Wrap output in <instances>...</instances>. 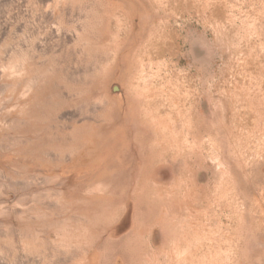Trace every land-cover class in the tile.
<instances>
[{
  "label": "rangeland",
  "instance_id": "obj_1",
  "mask_svg": "<svg viewBox=\"0 0 264 264\" xmlns=\"http://www.w3.org/2000/svg\"><path fill=\"white\" fill-rule=\"evenodd\" d=\"M0 264H264V0H0Z\"/></svg>",
  "mask_w": 264,
  "mask_h": 264
},
{
  "label": "bare ground",
  "instance_id": "obj_2",
  "mask_svg": "<svg viewBox=\"0 0 264 264\" xmlns=\"http://www.w3.org/2000/svg\"><path fill=\"white\" fill-rule=\"evenodd\" d=\"M145 48V47H144ZM93 59H94V57H93ZM95 60L96 59H94V62L92 63L93 64V67H92V69H93V71H95V69L97 68V63L95 62ZM92 61V60H91ZM97 61V60H96ZM142 92V91H141ZM158 92V91H157ZM158 96V95H157ZM159 101H160V99H159ZM159 104V103H158ZM162 104V103H161ZM160 104V105H161ZM83 105V104H82ZM159 105V106H160ZM162 105H164V104H162ZM155 107V106H154ZM161 112V111H160ZM159 114V113H158ZM177 114V113H176ZM66 158V157H65ZM211 161V160H210ZM182 227V226H181ZM181 247V246H180ZM39 259V258H38Z\"/></svg>",
  "mask_w": 264,
  "mask_h": 264
}]
</instances>
